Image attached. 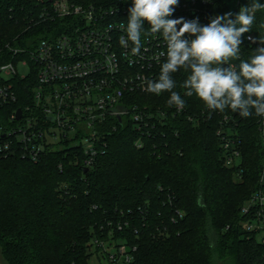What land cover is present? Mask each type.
<instances>
[{
	"label": "trees",
	"instance_id": "16d2710c",
	"mask_svg": "<svg viewBox=\"0 0 264 264\" xmlns=\"http://www.w3.org/2000/svg\"><path fill=\"white\" fill-rule=\"evenodd\" d=\"M53 1L0 0V65L12 61L10 50H33L62 34L64 20L42 18ZM72 1L121 6L132 0ZM217 1L218 13L233 19L252 2ZM252 34L256 44L247 40ZM259 40L264 9L242 37L239 59L230 61L237 70ZM189 74L183 68L172 74L173 91L185 101L182 114L168 104L169 92L136 97L168 116L166 125L157 119L144 135V148L135 146L142 135L128 123L109 134L107 152L89 170L77 148L49 152L38 163L0 158V264H89L90 243L102 227L104 237L112 229L113 240L137 247L133 264H264V245L241 226L245 203L264 190V117L210 111L185 94ZM13 82L19 101L9 111L24 109L23 97L33 89L25 80ZM223 136L241 149L234 167L226 166Z\"/></svg>",
	"mask_w": 264,
	"mask_h": 264
},
{
	"label": "built area",
	"instance_id": "2783aa9c",
	"mask_svg": "<svg viewBox=\"0 0 264 264\" xmlns=\"http://www.w3.org/2000/svg\"><path fill=\"white\" fill-rule=\"evenodd\" d=\"M131 6L132 1L121 6H85L72 0H54L45 8L43 19L65 21L62 34L41 41L33 50H10L12 61L0 65V79L5 82L0 85V158L19 157L38 163L49 152L77 148L83 154V168L89 170L107 152L109 134L120 127L130 123L141 133L135 143L141 149L144 135L156 128L157 119L167 124L165 111H158V116L136 98L150 94L147 83L158 80L166 59L161 55L167 51L166 42L159 34H150L145 21L139 54L132 53L130 41L127 47L119 43L121 35L126 37L119 26L127 25ZM217 9V0H179L169 18L196 19L207 25L220 15ZM247 40L257 43L253 34ZM15 79L27 81L33 89L23 97L27 103L24 109L9 111L19 101ZM173 110L175 114L183 112L177 107ZM222 141L226 166H236L241 158L239 145L227 136ZM75 164H79L78 159ZM242 215L245 232L264 245L263 189L245 203ZM101 231L90 243L91 259L100 262L107 257L109 264L135 262L137 247L113 240L112 229L106 237L103 227ZM113 249L115 253L110 252Z\"/></svg>",
	"mask_w": 264,
	"mask_h": 264
},
{
	"label": "clouds",
	"instance_id": "9594fccd",
	"mask_svg": "<svg viewBox=\"0 0 264 264\" xmlns=\"http://www.w3.org/2000/svg\"><path fill=\"white\" fill-rule=\"evenodd\" d=\"M178 3L179 0H132L127 25L119 26L126 33V37H119V43L127 47L130 41L133 54L140 53L145 21L150 25V34H159L166 42L167 51L161 53L166 59L159 78L149 81L146 91L157 95L169 92L168 104L182 110L185 101L173 91L176 82L172 74L183 68L190 70L182 84L185 94H195L210 111L230 108L239 110L243 118L253 114L264 117V46L254 49L249 60H241L238 70L230 63L239 59L242 37L251 31L255 14L264 9V3L252 0L249 6L240 8L234 19L232 13H226L212 18L207 25L196 19H170ZM259 43L264 45V40Z\"/></svg>",
	"mask_w": 264,
	"mask_h": 264
},
{
	"label": "rangeland",
	"instance_id": "374dc122",
	"mask_svg": "<svg viewBox=\"0 0 264 264\" xmlns=\"http://www.w3.org/2000/svg\"><path fill=\"white\" fill-rule=\"evenodd\" d=\"M110 252H111V253H115L116 250L113 249V250H111ZM90 254H91V253H90ZM91 256H92V255H91ZM1 262H2V264H5L2 260H1ZM89 264H109V262H108V258H107V257H103V258H101L100 262H99L98 260L93 259V257H92V259L90 258V260H89Z\"/></svg>",
	"mask_w": 264,
	"mask_h": 264
},
{
	"label": "water",
	"instance_id": "95a60500",
	"mask_svg": "<svg viewBox=\"0 0 264 264\" xmlns=\"http://www.w3.org/2000/svg\"><path fill=\"white\" fill-rule=\"evenodd\" d=\"M223 66H224V67H227L226 64L223 65ZM235 116H240V115H239V110H237V111L235 112ZM17 117H18V119H20V117H21V110L18 111Z\"/></svg>",
	"mask_w": 264,
	"mask_h": 264
}]
</instances>
